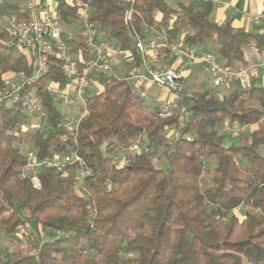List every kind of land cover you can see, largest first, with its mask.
Wrapping results in <instances>:
<instances>
[{"label":"trees","instance_id":"1","mask_svg":"<svg viewBox=\"0 0 264 264\" xmlns=\"http://www.w3.org/2000/svg\"><path fill=\"white\" fill-rule=\"evenodd\" d=\"M69 2L56 8L65 25L79 14ZM91 6L102 37L123 51L135 34L145 39L150 28H166L170 41L189 31L190 48L207 47L231 69L249 64L247 46L264 52V33L212 21L208 3L135 0L131 16L119 0ZM74 32L68 38L64 31V41L84 50L82 33ZM5 39L0 25V93L12 74L33 67ZM53 60L52 75L32 87L46 112L42 129L27 130L20 101H0V233L11 239L28 226L31 240L27 250L0 241V264H264V86L235 83L224 95L197 87L184 94L190 116L180 127L129 83L102 77V91L87 98L84 117L69 130L46 89L51 78L66 80ZM227 126L246 129L232 136ZM139 136V150L130 151ZM21 145L36 163L70 160L59 168L29 166Z\"/></svg>","mask_w":264,"mask_h":264},{"label":"built area","instance_id":"2","mask_svg":"<svg viewBox=\"0 0 264 264\" xmlns=\"http://www.w3.org/2000/svg\"><path fill=\"white\" fill-rule=\"evenodd\" d=\"M72 1L79 10L75 21H78L80 26L76 31L82 33L84 50L73 51L64 41V24L51 0H0V9L7 8L10 4L19 7L16 11L8 13L7 18L3 14L8 24L5 46L25 53L33 66L31 72L14 73L7 79L4 90L0 93V101H7L10 105L20 101L22 110L29 117V122L35 123L32 124V129H42L46 117L41 100L32 87L52 75V67L55 63L53 59L58 62L60 73L66 80L58 82L51 78L46 89L59 102L64 116L63 125L69 130L77 129L86 110L88 98L85 97L86 92L92 85L103 87L102 77H113L117 81L129 83L133 94L144 101L149 97L152 87L166 90L170 93L168 99L153 98L155 103L153 107L158 108L162 118H175L181 127L190 116L184 95L188 67L201 66L206 69L209 74L207 80L209 89L222 86L229 88L235 83L247 89L251 85V80L260 71H264V56L257 62L240 69L225 67L214 52L190 48L187 45L189 31L182 32L177 39L170 41L166 28H150L145 39L135 34L133 47L123 51L104 39L97 23L91 21L92 0ZM119 1L128 5L131 16L135 0ZM197 1L217 3V0ZM248 19L260 25L264 17L248 15ZM74 33L68 31V38H72ZM133 50L139 56L138 61L134 60ZM165 59L168 61L165 62ZM175 60H178L177 68H175ZM245 129L227 126L225 131L237 136ZM174 130L177 132L176 129ZM140 139L139 136L130 151L139 150ZM21 146L29 166L45 165L59 168L64 160H70L69 157L55 156L52 161L36 163L35 152L27 145ZM75 159L80 161L78 157ZM32 181L35 188L39 189L38 178L34 176ZM28 228L26 226L22 231H28Z\"/></svg>","mask_w":264,"mask_h":264},{"label":"crops","instance_id":"3","mask_svg":"<svg viewBox=\"0 0 264 264\" xmlns=\"http://www.w3.org/2000/svg\"><path fill=\"white\" fill-rule=\"evenodd\" d=\"M58 1L59 0H51V3L55 7V9L57 8ZM60 1L69 2L70 0H60ZM193 1H197V0H168L167 2L169 3L170 6L174 7L178 2H184L188 4ZM198 2L201 8H203V6L207 3L203 1H198ZM208 4H210V8H211L210 19L212 21L218 24H224L227 21H230L232 26L236 29L243 28L251 33H264V19L262 20V23L260 25H256L251 20L248 19V15L264 17V0H217V3L208 2ZM10 5L15 6L14 4H10ZM5 9L6 8L0 9V25H3L6 28L5 26L6 18H4L3 14L11 13L13 11H8V9H6L5 12ZM159 18L160 17H158V19ZM2 22H4L5 24H3ZM74 22L76 21H73L72 23ZM78 28L79 27H77L74 30H77ZM262 56H264V52L260 53L252 45H249L245 48L246 64L255 63ZM27 58L29 59V56H27ZM191 67H196V66H191ZM208 79L209 76L205 81V85L209 88V84L207 82ZM257 83H260V85H257ZM251 84H253L254 86H264V71H260L258 75L251 80ZM99 88H101V90L103 89V87H99Z\"/></svg>","mask_w":264,"mask_h":264},{"label":"rangeland","instance_id":"4","mask_svg":"<svg viewBox=\"0 0 264 264\" xmlns=\"http://www.w3.org/2000/svg\"><path fill=\"white\" fill-rule=\"evenodd\" d=\"M168 1V0H167ZM5 17H9L8 13H5ZM3 24H5L4 22H2ZM5 26L7 27L8 24L6 22ZM80 26V23L74 22L71 25H63V29L65 31H74V29H76L77 27ZM199 50L202 51H211L210 49H208L207 47H199ZM174 64H176L175 68L178 67V60L174 61ZM209 76L208 72L206 71V69L204 67H188L186 69V81L184 84V91L186 94H190L195 88L200 87L205 85V81L207 79V77ZM257 85H260V83H257ZM102 90L99 87H96L95 85H92L89 90L86 92L85 97H91L92 95H94L95 93H100ZM214 91H217L219 93V95H224L227 94L229 92V89L225 86H222L220 88H217L216 90L214 89ZM170 93H168L166 90H159L155 87H152L149 91V97L145 100V104L149 107H153L155 105L153 98H160L162 100H167L169 97ZM9 104V103H8ZM72 111H75V109H72ZM26 125L27 130H33V125L35 123H30ZM170 135H176V131L174 129H171L169 131ZM231 140L229 139L227 141L230 142ZM23 149V146H21ZM263 152H264V148H263ZM154 161L155 163H157L155 157H154ZM211 167H214L215 162L214 161H210L208 163ZM27 232L26 234H29V231H25ZM25 232H22L21 235L18 236H13L11 237V239H9V237L7 235H5L4 233H0V241H2L4 243V246L8 249V250H16V249H23V250H27L29 249L30 246V242L31 240L28 239V237L26 236ZM9 239V240H8Z\"/></svg>","mask_w":264,"mask_h":264}]
</instances>
